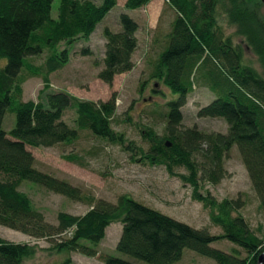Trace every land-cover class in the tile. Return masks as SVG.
<instances>
[{
	"label": "trees",
	"instance_id": "1",
	"mask_svg": "<svg viewBox=\"0 0 264 264\" xmlns=\"http://www.w3.org/2000/svg\"><path fill=\"white\" fill-rule=\"evenodd\" d=\"M53 0H0V225L36 238L58 237L52 245L57 252L77 251L95 256L96 245L112 222L121 225L115 250L132 260L102 254L104 264H175L185 250L211 259L215 264H258L264 252V236H258L245 217L238 213L242 200L215 199L199 191V180L218 183L223 166L235 146L250 186L264 215V75L244 61L249 49L264 71V13L259 0H165L175 12L163 48L153 61L149 77L160 80L178 97L166 102L163 133L152 127L140 129L147 147H134L112 122L115 98L79 99L63 91L48 92L45 104L21 100L19 72L24 58L48 50L42 64L44 88L48 75L68 62L69 50L60 43L87 39L117 0H58L57 15L51 16ZM150 0H126L123 7L135 10ZM221 7L226 22L233 24L240 41L224 36L218 22ZM120 29H102L104 53L98 78L110 84L113 77L132 69L137 47L138 23L127 13L118 17ZM88 52L86 48L81 49ZM3 60V61H2ZM201 79L215 98L198 108V117L221 118L225 132L201 131L182 124V106L194 81ZM74 107V127L63 119ZM14 114L6 131L5 114ZM130 120L129 115L125 121ZM79 130L119 145L134 161L163 165L192 187V198L209 208L210 218L221 229L210 234L151 208L126 194L112 203L90 197L88 210L81 215L57 213L56 224L47 222L19 189L28 180L72 200H82L78 187L34 166L28 147H49L70 143ZM71 161L70 155L63 156ZM183 167L185 173L175 168ZM232 243L229 251L213 247L218 240ZM35 250L33 245L0 237V264H21ZM264 264V260L263 263Z\"/></svg>",
	"mask_w": 264,
	"mask_h": 264
},
{
	"label": "rangeland",
	"instance_id": "2",
	"mask_svg": "<svg viewBox=\"0 0 264 264\" xmlns=\"http://www.w3.org/2000/svg\"><path fill=\"white\" fill-rule=\"evenodd\" d=\"M92 1L97 4L100 2ZM125 1L117 0L116 5L96 25L87 39L79 38L71 44L62 42L58 45V50L63 48L69 50L68 62L48 75L47 87L44 88L42 80V64L48 50L39 55L25 57L26 64L19 72L21 100L45 104L46 93L55 91H63L76 98L88 100H107L113 95L116 105L113 129L123 132L134 147L146 148L147 143L140 129L145 126L152 127L161 135L166 102L178 97L160 80L149 77L153 61L165 45L166 34L169 32L175 12L165 0H150L135 10L124 8ZM223 1L226 4L228 2ZM57 5L58 0H53L51 8L53 18L57 15ZM121 12L127 13L138 23L137 47L132 54V69L115 75L112 82L107 84L97 76L102 67L104 53L102 29L108 27L113 31L119 30L118 17ZM259 12L263 14L264 8L259 6ZM217 14L224 36H230L234 42L240 41V37L235 33L236 27L226 22V15L221 7L217 8ZM82 48H86L88 52L83 53ZM244 61L264 75L256 56L249 49L244 50ZM215 97V94L202 84L201 79L195 80L193 89L187 94L186 102L181 108L182 124L186 127L196 126L201 131L225 132L227 125L221 118L196 115L198 108L208 104ZM127 115L130 120L125 121ZM62 119L74 127V107H68ZM13 124L14 114H5L4 129L8 131ZM28 149L34 157V166L37 169L78 187L81 192L82 200H72L28 180L20 183L19 189L28 195L32 206L41 211L45 220L51 224H56L59 211L73 215L85 213L89 208L90 197L114 203L119 195L126 194L192 227L204 228L210 234L221 233L220 227L210 218L209 208L192 198V187L188 183L178 176L168 174L163 165L134 161L128 151L93 136L88 130H79L77 139L70 143ZM64 155H70L74 159L68 161ZM223 166L225 175L218 183L199 180L200 193L210 194L217 200L239 197L243 205L237 212L245 217L250 228L258 236L263 237L264 215L259 209L258 200L235 146L229 150ZM175 171L186 172L183 167H177ZM120 228L119 222H112L105 228L104 237L95 247L97 251L95 256H87L77 251L57 252L52 245L58 237L36 238L3 225H0V237L35 247L33 254L25 258L21 264H104L99 258L102 254L132 260L115 250ZM211 245L224 251H229L233 246L224 239ZM175 264L215 263L207 257L185 250Z\"/></svg>",
	"mask_w": 264,
	"mask_h": 264
},
{
	"label": "water",
	"instance_id": "3",
	"mask_svg": "<svg viewBox=\"0 0 264 264\" xmlns=\"http://www.w3.org/2000/svg\"><path fill=\"white\" fill-rule=\"evenodd\" d=\"M262 5H263V8H264V0H259ZM263 260H264V252H262L259 257H258V264H262L263 263Z\"/></svg>",
	"mask_w": 264,
	"mask_h": 264
}]
</instances>
